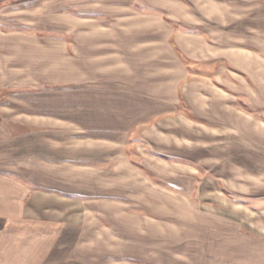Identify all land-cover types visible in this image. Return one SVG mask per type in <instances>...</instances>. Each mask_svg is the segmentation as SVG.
<instances>
[{
	"label": "rangeland",
	"instance_id": "374dc122",
	"mask_svg": "<svg viewBox=\"0 0 264 264\" xmlns=\"http://www.w3.org/2000/svg\"><path fill=\"white\" fill-rule=\"evenodd\" d=\"M262 142L264 0L0 5V264L264 254Z\"/></svg>",
	"mask_w": 264,
	"mask_h": 264
},
{
	"label": "crops",
	"instance_id": "0c3cea01",
	"mask_svg": "<svg viewBox=\"0 0 264 264\" xmlns=\"http://www.w3.org/2000/svg\"><path fill=\"white\" fill-rule=\"evenodd\" d=\"M4 1H8V0H0V5L4 2ZM239 122L242 124V125H244V124H246L247 126H248V128H249V133H252V134H254V135H256V133H255V131H257V132H259V133H263V132H261L262 130H261V127L259 128V126H258V124H256V121H252L251 119H249L248 117H245V116H243L242 118H241V120H239ZM263 144H264V142H262ZM233 147V146H232ZM232 147H226V148H222V149H218V150H220L221 152H220V154H222V155H225L226 157H227V160L229 161V159L231 158V161H233V162H236V161H238V160H241V161H247L248 162V164H249V166H256V165H252L251 163H249V159H247L245 156H244V154H243V152L242 151H237L238 149H236L237 148V146H234L233 148ZM215 155V154H214ZM216 156H218V155H216ZM260 163L261 164H259L261 167H263L264 168V161L263 160H261L260 161ZM227 166H229V164H226ZM257 167V166H256ZM117 230V229H116ZM103 232H105V230H103ZM102 235H103V238H102V248H105V244H103V242L104 241H106V238H105V236H106V232L105 233H102ZM116 238L114 239L115 240V242H113L112 241V243H113V245H112V247L113 246H117V242H120V244H118V246H121V243H122V234H116V236H115ZM263 241V240H262ZM104 245V246H103ZM106 249H108V248H106ZM245 248H243L242 250H244ZM248 249V248H247ZM260 251H263V253H264V242H262L261 244H260ZM112 254H114V251H110V254L109 255H112ZM244 253H240V254H238L237 255V258H232V260L234 261L233 263L234 264H264V254H254V255H252L251 254V252H250V250L248 251V253L247 254H244ZM107 255H108V252H107V250H105L104 252H103V249H102V264H123V260H122V258H117L115 255H113L114 256V263H112V262H110V263H107L106 262V257H107ZM113 256H110L111 258H113ZM117 260H119L118 262H117ZM230 262V261H229Z\"/></svg>",
	"mask_w": 264,
	"mask_h": 264
}]
</instances>
